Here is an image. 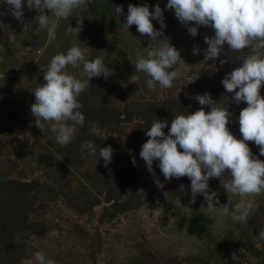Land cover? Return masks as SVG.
Returning a JSON list of instances; mask_svg holds the SVG:
<instances>
[{"label": "rangeland", "instance_id": "obj_1", "mask_svg": "<svg viewBox=\"0 0 264 264\" xmlns=\"http://www.w3.org/2000/svg\"><path fill=\"white\" fill-rule=\"evenodd\" d=\"M167 3L168 0H95L84 17L74 14L60 19L56 39L49 41L46 31L37 33L36 25L31 24L38 12L29 10L26 0L23 24L4 14L7 5L0 0V181L33 188L29 223L35 225V231L27 234L23 257L17 264H27L29 260L36 264L37 251L53 264H223L222 253L236 264H264V240L258 239L259 231L264 230V193L244 198L252 199L258 207L242 224L231 218L232 206L242 198L229 195L220 180L218 186L210 188L220 203L209 213L201 209L202 204L207 206L203 195L192 203L183 177L166 180L159 161H154L150 172L139 152L120 155L115 149L124 141L120 136L101 132L93 124L97 134L113 144V159L106 167L99 147L95 155L81 151L79 126L75 139L61 146L50 130L51 122L41 121V129L31 114L33 91L45 83L43 73L51 58L66 53L73 45L89 47L88 59L104 60L109 72L107 77H99L101 89L110 104L120 110L134 103L194 100L190 97L204 93L214 99L213 87L240 66L235 59L240 53L222 55L215 64L205 60L203 51L194 55V46L207 49L205 35L214 36V30L201 26L200 34L191 36L174 10L166 7ZM129 4H147L150 10L159 4L163 9L167 25L164 34L180 50L184 61L177 65L181 76L170 89L157 83L150 90L146 74L136 73L137 57L145 55L150 41L135 25L129 29L124 26ZM117 5L123 6L120 16L114 11ZM25 24H30L27 31ZM153 24L160 29L159 21L153 20ZM70 25L81 27L80 33L67 34ZM9 33L16 36L11 47ZM68 71L87 78L80 76L82 63L76 68L69 66ZM92 82L93 78L80 97L92 95ZM138 122L122 124L125 132ZM252 152L259 156V147L254 145ZM125 161H129L133 173L130 183L123 179ZM229 179L225 173L223 180ZM229 199V215H224L222 209ZM93 202L98 204L90 209ZM196 212L200 213L204 232L188 224Z\"/></svg>", "mask_w": 264, "mask_h": 264}, {"label": "clouds", "instance_id": "obj_2", "mask_svg": "<svg viewBox=\"0 0 264 264\" xmlns=\"http://www.w3.org/2000/svg\"><path fill=\"white\" fill-rule=\"evenodd\" d=\"M26 2L29 10L38 12L31 23L36 25L35 31H46L49 41H52L56 39L60 19L88 11L94 0ZM3 3L7 5L4 14L23 24L24 0H3ZM166 7L174 10L176 18L193 37L200 34L201 26L214 30V36L205 35L207 49L194 46V55L203 51L205 60L215 64L222 55L240 53L235 57L241 62L240 66L225 75L222 85L227 93L233 94L232 101L247 104L238 118L243 139H237L228 127L233 115L229 107L220 106L209 93H204L190 98L201 106H210V110L201 107L194 113L175 116L167 134L164 130L168 128L169 121L155 120L145 133L149 139L142 145L140 157L150 172L153 171L154 161H159L158 167L166 180L188 177L191 202L195 203L197 196L202 194L207 206L202 204L201 209L209 213L220 203L217 193L210 190L209 182L214 178L221 179L222 187L229 195L242 198L232 206V220L246 224L258 205L252 199L244 198L264 193V160L260 159V156H264V95H261L264 86V0H168ZM114 11L120 16L123 6H115ZM153 20L159 21V30ZM29 25H24V31ZM132 25L150 41L144 49L145 55L137 57L136 73L146 74V86L150 90H154L157 83L161 88H172L174 81L181 76L177 65L183 60L180 50L164 34L167 25L164 23L163 9L159 4L155 5L154 10H150L147 4H129L124 26L129 29ZM80 31L81 27L70 25L67 34H79ZM8 40L11 47L16 42V36L9 33ZM88 49L73 45L66 53L54 55L43 73L45 83L33 91L35 103L30 106V111L35 117L36 126L42 129L41 121L51 122L50 130L55 133L56 142L61 146L75 139L76 126L84 127L83 105L78 98L93 77L108 76L109 68L104 60L101 57L88 59ZM245 49L248 51L245 52ZM81 63L83 72L80 76H86V79L68 71L69 66L76 68ZM95 131L91 129L93 134ZM249 141H254L259 147V156L253 154ZM84 150L95 155L97 147L88 141L81 145V151ZM99 156L107 167L113 159L111 145L100 147ZM225 173L230 176L228 181L223 180ZM230 204V199L228 204H224V215H229ZM258 239L264 240V230L259 231ZM34 258L36 264H53L50 259L46 261L45 254L39 251ZM27 264L33 262L29 260Z\"/></svg>", "mask_w": 264, "mask_h": 264}, {"label": "trees", "instance_id": "obj_3", "mask_svg": "<svg viewBox=\"0 0 264 264\" xmlns=\"http://www.w3.org/2000/svg\"><path fill=\"white\" fill-rule=\"evenodd\" d=\"M95 1V0H94ZM94 4V3H93ZM78 12L79 17L87 12ZM84 13V14H83ZM214 100L218 101L220 106L228 108L233 114L228 125L230 131L237 139H243L239 131V113L247 107L246 102L236 104L231 100L232 93H227L222 85V81L215 84L213 87ZM92 94V95H91ZM91 96L84 94L79 97V101L83 105L81 111L85 115L84 127H79L80 140L82 144L85 142H93L96 147H108L113 145L112 141H105L97 131L93 134L91 129H95L93 124L97 125L101 132H110L114 135L123 138V143H117L115 149L119 154L141 152L142 145L147 142L149 137L145 135L151 124L157 120H168L169 126L164 131L167 134L171 120L175 116L181 114H191L198 111L201 107L205 110H210V106H201L197 101L190 99H169L154 103H134L120 110L113 107L101 89L99 78L93 77L91 84ZM264 94V86L261 88V95ZM138 120L130 132H125L124 123L134 122ZM96 130V129H95ZM252 144L251 150L254 148V141H249ZM182 151V149H181ZM264 157V156H263ZM124 180L131 182V166L129 161L123 164ZM186 193H191V182L188 177H183ZM219 178L211 179L209 182L210 188H215L220 184ZM33 188L29 184H17L15 182L5 180L0 181V264H17L23 257L26 240L30 231H35V225L29 223L30 215L32 214L33 202L31 192ZM133 199H131L132 202ZM134 201V200H133ZM98 202H93V208ZM85 207H89L88 202L84 203ZM87 209V208H85ZM200 213L196 212L193 218L188 222L197 232H204V228L200 224ZM223 264H236L225 253L220 255Z\"/></svg>", "mask_w": 264, "mask_h": 264}]
</instances>
